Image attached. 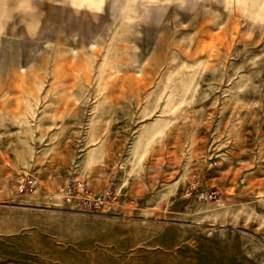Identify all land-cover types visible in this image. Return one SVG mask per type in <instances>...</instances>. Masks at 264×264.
Instances as JSON below:
<instances>
[{
	"label": "rangeland",
	"instance_id": "1",
	"mask_svg": "<svg viewBox=\"0 0 264 264\" xmlns=\"http://www.w3.org/2000/svg\"><path fill=\"white\" fill-rule=\"evenodd\" d=\"M187 2L156 0L142 23L136 3L111 16V0L14 15L0 38V264H264V0ZM27 172L38 186L20 195ZM74 180L112 192L111 209L65 204ZM194 182L220 201L187 195Z\"/></svg>",
	"mask_w": 264,
	"mask_h": 264
},
{
	"label": "built area",
	"instance_id": "2",
	"mask_svg": "<svg viewBox=\"0 0 264 264\" xmlns=\"http://www.w3.org/2000/svg\"><path fill=\"white\" fill-rule=\"evenodd\" d=\"M38 186L37 178L30 172L21 175L17 184V192L20 195L33 194ZM200 193V197L207 196L214 202H219L220 197L217 191L200 192L197 183H192L187 195ZM61 200L74 209H81L85 212H108L112 207V192H106L102 195H93L87 185L80 180H74L61 187L58 191Z\"/></svg>",
	"mask_w": 264,
	"mask_h": 264
},
{
	"label": "clouds",
	"instance_id": "3",
	"mask_svg": "<svg viewBox=\"0 0 264 264\" xmlns=\"http://www.w3.org/2000/svg\"><path fill=\"white\" fill-rule=\"evenodd\" d=\"M108 2L109 0H97L99 6L98 14H102L104 12L105 5ZM141 2H143L146 6L140 7L139 5ZM155 2L156 0H111L110 13L112 16L115 9L116 14L120 15L126 10L128 4L136 3L137 14L143 17L141 23L147 22L151 20L153 12H156L155 8L153 7ZM163 2L169 5H176L181 11L190 12L192 10V5L189 4L187 0H163ZM9 3L10 0H0V38L6 37L8 25L12 23L15 14L30 15L34 11V8L32 7V0H17V6L12 8L9 7ZM252 23L258 25L264 24V13L260 14L258 19L254 16ZM37 25L39 24H29L28 31L30 28H36ZM13 31H15V29H13Z\"/></svg>",
	"mask_w": 264,
	"mask_h": 264
}]
</instances>
